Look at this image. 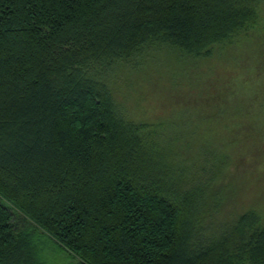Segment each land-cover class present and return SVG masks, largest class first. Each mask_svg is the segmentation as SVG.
Instances as JSON below:
<instances>
[{
	"label": "trees",
	"instance_id": "trees-1",
	"mask_svg": "<svg viewBox=\"0 0 264 264\" xmlns=\"http://www.w3.org/2000/svg\"><path fill=\"white\" fill-rule=\"evenodd\" d=\"M163 46L246 79L210 76L215 133L193 155L109 85ZM260 153L264 0H0V264H264L257 208L203 220Z\"/></svg>",
	"mask_w": 264,
	"mask_h": 264
},
{
	"label": "rangeland",
	"instance_id": "rangeland-1",
	"mask_svg": "<svg viewBox=\"0 0 264 264\" xmlns=\"http://www.w3.org/2000/svg\"><path fill=\"white\" fill-rule=\"evenodd\" d=\"M237 68H226L225 62L217 59H193L163 46L142 59L121 64L108 77L121 115L136 123L154 124L163 137H175L177 147L193 155L201 151L204 138L215 133L206 112L210 76L222 82L225 76L233 77L230 87L236 91L246 80ZM189 137L197 138L195 145ZM226 179L231 186L223 192L222 207L205 213V219L200 217L205 225L213 226L212 232L231 227L252 208L264 216V153L236 165Z\"/></svg>",
	"mask_w": 264,
	"mask_h": 264
}]
</instances>
